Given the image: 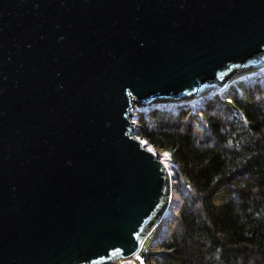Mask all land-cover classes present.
Masks as SVG:
<instances>
[{
	"label": "water",
	"instance_id": "water-1",
	"mask_svg": "<svg viewBox=\"0 0 264 264\" xmlns=\"http://www.w3.org/2000/svg\"><path fill=\"white\" fill-rule=\"evenodd\" d=\"M264 68V0H0V264H114L171 199L135 106Z\"/></svg>",
	"mask_w": 264,
	"mask_h": 264
},
{
	"label": "trees",
	"instance_id": "trees-1",
	"mask_svg": "<svg viewBox=\"0 0 264 264\" xmlns=\"http://www.w3.org/2000/svg\"><path fill=\"white\" fill-rule=\"evenodd\" d=\"M230 85L133 115L138 138L171 152V199L142 264H264V68Z\"/></svg>",
	"mask_w": 264,
	"mask_h": 264
},
{
	"label": "rangeland",
	"instance_id": "rangeland-1",
	"mask_svg": "<svg viewBox=\"0 0 264 264\" xmlns=\"http://www.w3.org/2000/svg\"><path fill=\"white\" fill-rule=\"evenodd\" d=\"M239 77H237V78H235V79H233L230 83H228V85L227 86H229V87H227V86H225L224 88H223V90L222 89H220V90H215V91H213L214 93L215 92H217V93H219V94H223V93H225V92H230V90H231V88H230V84L234 81V80H236V79H238ZM225 89V90H224ZM221 96V95H220ZM203 97V96H202ZM199 98H201V97H197V98H192V99H189V100H187V101H185V102H190V101H194L195 99H199ZM185 102H183V103H185ZM158 105H160L161 107H163V106H167V105H174V104H158ZM136 111H132L131 113L132 114H134ZM132 120L136 123V121H135V119H134V117L132 116ZM135 131V130H134ZM136 135V134H135ZM144 143V142H143ZM149 149H151L152 151H154V153H157V151H155L151 146H147ZM170 152V151H169ZM169 152H167V151H160L159 153H158V155H160L159 156V158L166 164L167 162H169V156L171 155V152H170V154H169ZM167 154V155H166ZM166 166H167V164H166ZM158 225V224H157ZM157 225L155 226V227H157ZM146 240V239H145ZM146 243H145V241H144V243H143V245H145ZM143 247V246H142ZM142 249V248H141ZM141 251V250H140ZM139 251V252H140ZM138 255H139V253L138 254H136V255H134V256H132V257H130V258H127V259H123V260H121V261H118L117 263H114V264H142L141 263V261L139 260V258H138Z\"/></svg>",
	"mask_w": 264,
	"mask_h": 264
},
{
	"label": "built area",
	"instance_id": "built-area-1",
	"mask_svg": "<svg viewBox=\"0 0 264 264\" xmlns=\"http://www.w3.org/2000/svg\"><path fill=\"white\" fill-rule=\"evenodd\" d=\"M137 109H140L138 108L137 106L134 107V109L132 111H136ZM134 115V114H133Z\"/></svg>",
	"mask_w": 264,
	"mask_h": 264
},
{
	"label": "snow or ice",
	"instance_id": "snow-or-ice-1",
	"mask_svg": "<svg viewBox=\"0 0 264 264\" xmlns=\"http://www.w3.org/2000/svg\"><path fill=\"white\" fill-rule=\"evenodd\" d=\"M167 155V154H166Z\"/></svg>",
	"mask_w": 264,
	"mask_h": 264
}]
</instances>
